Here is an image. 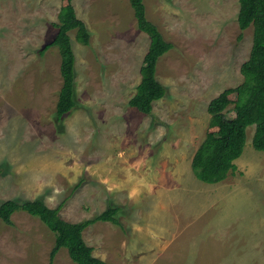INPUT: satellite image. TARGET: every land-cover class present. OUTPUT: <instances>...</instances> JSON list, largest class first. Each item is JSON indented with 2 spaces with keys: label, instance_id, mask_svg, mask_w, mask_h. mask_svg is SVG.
Segmentation results:
<instances>
[{
  "label": "rangeland",
  "instance_id": "obj_1",
  "mask_svg": "<svg viewBox=\"0 0 264 264\" xmlns=\"http://www.w3.org/2000/svg\"><path fill=\"white\" fill-rule=\"evenodd\" d=\"M142 2L172 45L156 63L166 96L150 115L128 104L151 42L129 0H72L90 39L85 46L68 33L75 106L57 119L68 78L56 47L40 51L66 3L0 0V204L41 199L70 223L119 207L118 224L97 221L82 233H108V241L88 239L105 264L120 257L122 241L125 259L116 264H264V151L252 147L255 126L220 184L200 182L190 167L217 131L209 102L243 81L252 27L240 31L238 0ZM229 101L231 118L234 94ZM11 221L0 220V264H49L54 234L25 212ZM51 264L75 263L61 248Z\"/></svg>",
  "mask_w": 264,
  "mask_h": 264
},
{
  "label": "trees",
  "instance_id": "obj_2",
  "mask_svg": "<svg viewBox=\"0 0 264 264\" xmlns=\"http://www.w3.org/2000/svg\"><path fill=\"white\" fill-rule=\"evenodd\" d=\"M64 1L66 4L59 10L57 23L54 24L57 33L40 51L43 53L56 47L60 55V73L68 78L67 84L61 87L58 94L55 108L57 119L75 106L74 54L68 33L74 31L76 41L85 46L89 45L90 39L85 24L76 16L72 0ZM142 1L129 0V3L138 29L147 33L151 42L140 68V83L128 104L138 112L150 115L152 104L166 96V89L155 77L156 63L172 45L163 39L154 24L147 21ZM238 3V27L240 31L252 27V45L248 59L240 68L243 81L235 88L222 91L207 106L209 125L217 131L204 138L194 152L190 164L194 177L206 184H217L236 169L234 161L242 154L247 127L255 126L252 137L254 150L264 151V0H238ZM231 94L235 95L232 108L234 115L229 118L226 112ZM119 210V207L109 206L93 219L70 223L59 217L58 209L47 207L41 199L23 202L6 200L0 204V220L6 225H12L11 216L21 211L45 225L55 237L49 254V264L61 248L68 251L75 264H105L93 256L92 248L83 241L82 232L97 221L118 224L116 215Z\"/></svg>",
  "mask_w": 264,
  "mask_h": 264
},
{
  "label": "crops",
  "instance_id": "obj_3",
  "mask_svg": "<svg viewBox=\"0 0 264 264\" xmlns=\"http://www.w3.org/2000/svg\"><path fill=\"white\" fill-rule=\"evenodd\" d=\"M254 131H255V129H254ZM254 134V133H253ZM253 137V136H252ZM251 143H252V141H251ZM263 152V151H262ZM228 177V176H227ZM226 177V178H227ZM221 182H223V181H221ZM221 182H219V184L221 183ZM206 184V183H205ZM207 185H211V184H207ZM221 190H222V188H221ZM223 192V191H222ZM221 196V195H220ZM205 197L206 196H203V200L205 199ZM208 199V196L206 197V200ZM209 199H210V195H209ZM81 213H78V220L77 221H74V223H79V222H82V221H85V219H83V217H79V215H80ZM89 216H90V214L87 216L88 218H87V220H89V219H91V218H89ZM106 223H108V222H106ZM87 228V227H86ZM135 228V231H137L138 230V228L137 227H134ZM83 233V232H82ZM102 235H108V233H106V232H102L101 234H99V235H96V234H93V232H91V230H89V231H86L85 233H84V236H82V238H83V241L85 242V240H86V242L89 244V245H87L86 243V245L87 246H89V247H91L92 245L89 243V238H94V240L95 239H98V237L99 238H101L102 237ZM106 237V236H105ZM85 239V240H84ZM108 239H109V235L107 236V240L106 241H108ZM123 242V241H122ZM122 242L121 243H117V246H116V248H117V250H116V252L117 251H119L120 253H119V255H120V257L116 254V256H115V263H113V264H116V262L117 261H122V260H124L125 259V256L122 254L123 253V251H121V248H122ZM115 245V244H114ZM92 248V247H91ZM68 252V251H67ZM57 254V253H56ZM92 254H93V256L94 257H96V258H99L98 256H95V253H94V250L92 249ZM70 258V257H69ZM99 259H102V258H99ZM102 260H104V259H102ZM105 261V260H104ZM107 262V261H106ZM108 264H112V263H110V262H107Z\"/></svg>",
  "mask_w": 264,
  "mask_h": 264
}]
</instances>
